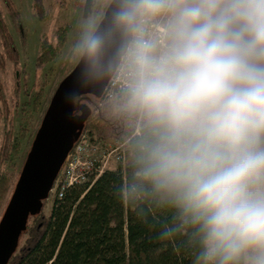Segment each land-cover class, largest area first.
<instances>
[{"label":"clouds","instance_id":"clouds-1","mask_svg":"<svg viewBox=\"0 0 264 264\" xmlns=\"http://www.w3.org/2000/svg\"><path fill=\"white\" fill-rule=\"evenodd\" d=\"M114 32L122 107L153 133L121 196L175 207L161 236L192 229V264H264V0H116L77 49L100 65Z\"/></svg>","mask_w":264,"mask_h":264},{"label":"trees","instance_id":"trees-1","mask_svg":"<svg viewBox=\"0 0 264 264\" xmlns=\"http://www.w3.org/2000/svg\"><path fill=\"white\" fill-rule=\"evenodd\" d=\"M33 8L43 17L41 0H35ZM69 29L67 25L56 30L55 44L47 39L40 42L37 67L56 60ZM0 41L6 52H13V39L2 13ZM4 62L0 50V71ZM55 90L46 101L43 87L32 97V110L42 111L31 137L37 132ZM123 95L120 92L112 99L82 95L74 99L77 108L86 104L91 110L82 132L91 140L97 138L103 147L110 144L118 148L120 160L85 182L51 194L50 212L45 211L44 202L38 214L29 215L8 264H192L197 247L192 229H178L170 237L161 236L166 226L180 223L175 207L158 196L145 195L139 200L121 196L120 189L132 176L141 145L153 135L140 116L123 109ZM21 112L27 114L25 118L22 115L25 123L15 132L0 83V125L4 129L0 144V209L10 189L12 176L8 168L14 169L21 139L32 122L29 111Z\"/></svg>","mask_w":264,"mask_h":264},{"label":"rangeland","instance_id":"rangeland-1","mask_svg":"<svg viewBox=\"0 0 264 264\" xmlns=\"http://www.w3.org/2000/svg\"><path fill=\"white\" fill-rule=\"evenodd\" d=\"M110 1L93 0L90 14L85 17V0H41L44 14L43 17H40L33 8L35 0H8L7 3L0 0V13H2L7 24L9 35L12 36L14 47L13 52H6L0 41V50L5 59L4 67L0 71V83L9 108L11 129L17 132L24 125L23 117L27 114L23 115L22 109L29 111L30 118H32L31 126L28 127L29 130L25 138L21 139L19 154L14 160L15 167L14 169L8 168L12 178L5 202L0 209V218L15 188L28 150L37 133L35 132L32 137L30 136L42 108L36 112L32 110V97L40 87H43V100L46 101L52 91L57 89L63 79L70 74L81 57L77 44L82 38L86 25L91 22L95 30ZM67 25L70 28L67 40L56 60L41 68L37 67L36 56L40 42L47 39L49 43L55 44L57 40L56 30ZM3 133L4 129L1 124L0 144ZM111 146L107 144L106 147L110 148ZM116 162V159L110 158L106 168L114 167ZM51 194L53 193L51 192ZM51 194L44 203V209L47 213L50 212L52 206Z\"/></svg>","mask_w":264,"mask_h":264},{"label":"water","instance_id":"water-1","mask_svg":"<svg viewBox=\"0 0 264 264\" xmlns=\"http://www.w3.org/2000/svg\"><path fill=\"white\" fill-rule=\"evenodd\" d=\"M92 2L85 0V17L90 14ZM115 7L116 0H111L95 30L103 31L109 27ZM120 40V34L114 32L100 65H94L81 55L70 74L54 91L0 218V264H8L18 247L20 235L26 229L29 215L38 214L49 199L64 160L91 115L88 105L77 108L74 99L82 95L97 99L103 96L119 65L116 50Z\"/></svg>","mask_w":264,"mask_h":264},{"label":"built area","instance_id":"built-area-1","mask_svg":"<svg viewBox=\"0 0 264 264\" xmlns=\"http://www.w3.org/2000/svg\"><path fill=\"white\" fill-rule=\"evenodd\" d=\"M162 20L153 24V29ZM108 82L103 97L112 99L120 92H124L125 78L120 71L119 65L116 72ZM118 148L103 147L97 138L91 140L87 133H81L74 143L71 151L64 160V164L54 181L51 192H62L68 186L85 182L93 176L100 174L107 166L109 159L120 160L117 153ZM51 194V193H50ZM59 196L61 194L59 193Z\"/></svg>","mask_w":264,"mask_h":264}]
</instances>
